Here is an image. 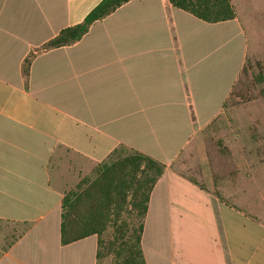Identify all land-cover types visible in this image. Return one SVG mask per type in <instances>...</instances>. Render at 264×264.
Wrapping results in <instances>:
<instances>
[{
  "label": "crops",
  "instance_id": "1",
  "mask_svg": "<svg viewBox=\"0 0 264 264\" xmlns=\"http://www.w3.org/2000/svg\"><path fill=\"white\" fill-rule=\"evenodd\" d=\"M101 1L0 0V224L18 232L0 264H98L96 235L62 243V203L120 148L166 166L144 219L146 264H264V221L175 168L256 56L235 0L219 23L131 0L47 47Z\"/></svg>",
  "mask_w": 264,
  "mask_h": 264
},
{
  "label": "rangeland",
  "instance_id": "2",
  "mask_svg": "<svg viewBox=\"0 0 264 264\" xmlns=\"http://www.w3.org/2000/svg\"><path fill=\"white\" fill-rule=\"evenodd\" d=\"M234 2L238 16L247 24L249 53L256 56L247 58L222 114L181 155L175 168L207 185L216 198L239 205L264 221V0ZM129 153L120 148L116 156ZM100 166L86 181L96 177ZM135 216L125 214L130 226ZM17 234L12 226L0 224V252ZM97 238L99 264H113L114 228L108 226Z\"/></svg>",
  "mask_w": 264,
  "mask_h": 264
},
{
  "label": "trees",
  "instance_id": "3",
  "mask_svg": "<svg viewBox=\"0 0 264 264\" xmlns=\"http://www.w3.org/2000/svg\"><path fill=\"white\" fill-rule=\"evenodd\" d=\"M129 1L102 0L82 23L63 29L47 47H63L81 40L93 23ZM170 2L207 23L225 22L236 17L231 0ZM117 153L118 149L101 164L92 181H86L85 177L77 185L76 191L65 193L62 203V243L67 245L90 236H100L111 225L116 240L113 264H146L141 247L144 219L151 192L166 166L138 152L130 151L125 156H116ZM133 213H136L135 221L130 226L125 214ZM97 260L99 264V244Z\"/></svg>",
  "mask_w": 264,
  "mask_h": 264
}]
</instances>
